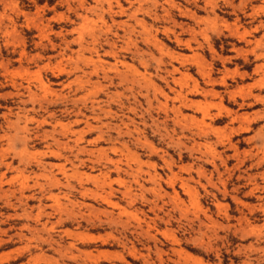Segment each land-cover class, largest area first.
Listing matches in <instances>:
<instances>
[{
	"label": "clouds",
	"instance_id": "9594fccd",
	"mask_svg": "<svg viewBox=\"0 0 264 264\" xmlns=\"http://www.w3.org/2000/svg\"><path fill=\"white\" fill-rule=\"evenodd\" d=\"M0 200V264H264V0H0Z\"/></svg>",
	"mask_w": 264,
	"mask_h": 264
},
{
	"label": "rangeland",
	"instance_id": "374dc122",
	"mask_svg": "<svg viewBox=\"0 0 264 264\" xmlns=\"http://www.w3.org/2000/svg\"><path fill=\"white\" fill-rule=\"evenodd\" d=\"M43 2V0H41V3ZM142 21H137V24H141ZM214 24V22H213ZM51 29L52 32H55L57 30L56 25L52 24V25H37L33 31L36 32L39 36H48V40L51 39V36L48 35L47 29ZM91 30V27L89 24L85 23L82 26V33L83 32H89ZM144 40L145 43H156L159 41V37H153L151 34V29L150 28H145V34H144ZM45 43H47L48 41L45 40ZM54 42V41H53ZM224 43H227V41H225ZM163 52V48L161 49ZM169 56H173L175 59L179 60V56L176 55L171 49H169V51L166 53ZM195 59V64L197 66H199L201 69H203V65L201 64L200 60L198 58H194ZM111 63V61H109ZM239 65H237L238 67ZM252 67V72H256L258 71V67L256 65L251 66ZM248 69L245 68V71H247ZM192 76V73H182L181 77L182 79L180 80V86H187L189 83V80ZM251 84V82H250ZM46 87V85H45ZM217 92H219V86H217ZM259 89H254L253 90V95L256 96V99L259 100L260 97L258 95ZM244 91L243 89H241V95H244ZM200 93L198 89H190V93L189 95L184 98L183 103L185 106V116H190L192 109L195 108L197 112H207L209 105L205 104L202 102V98H197L199 97ZM225 107H231L229 104H227V102L224 103ZM247 114H245L246 116ZM58 159L57 156L53 155L51 157H45L43 161L37 160L36 163L38 165H43V164H49V163H53ZM68 166H63L61 167L60 171L61 174L65 175V177H71L73 178L76 182L78 183H95L98 182L100 180L99 177L95 176V175H90L89 172L87 171H65V168H67ZM20 180V187L22 189V184H25V188L22 189L24 191V194L27 196L29 195V191L32 188V181L29 177L24 176L23 178H18ZM98 180V181H97ZM5 188H7V185L4 186ZM88 194V192L86 191L85 193H82V196H86ZM4 195H7V193L5 192ZM55 196V197H54ZM67 196V192H65L63 195L59 192L58 189H51L50 190V196H49V200L50 202L55 203V205L57 207H63V197ZM54 198L58 199V202L56 200H54ZM69 200H71V197H69ZM0 203H3L2 200H0ZM33 201L31 199H29L28 204L31 206L33 205ZM73 205H77L79 204V201H72ZM0 211H5L7 214L6 209H0ZM9 212H11V209H9Z\"/></svg>",
	"mask_w": 264,
	"mask_h": 264
},
{
	"label": "bare ground",
	"instance_id": "6f19581e",
	"mask_svg": "<svg viewBox=\"0 0 264 264\" xmlns=\"http://www.w3.org/2000/svg\"><path fill=\"white\" fill-rule=\"evenodd\" d=\"M98 181V180H97ZM25 188V184H22V189ZM55 197V196H54ZM54 200H56L58 202V199L57 198H54ZM109 203H112V202H109Z\"/></svg>",
	"mask_w": 264,
	"mask_h": 264
}]
</instances>
